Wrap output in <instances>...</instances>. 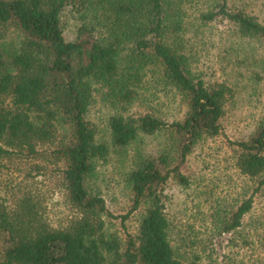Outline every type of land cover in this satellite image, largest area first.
I'll use <instances>...</instances> for the list:
<instances>
[{
  "label": "trees",
  "instance_id": "trees-1",
  "mask_svg": "<svg viewBox=\"0 0 264 264\" xmlns=\"http://www.w3.org/2000/svg\"><path fill=\"white\" fill-rule=\"evenodd\" d=\"M189 6L200 24L225 19L264 42V21L230 0H0V165L29 163L31 178L49 168L72 214L51 222L42 196L20 183L0 200V264H196L171 242L165 189L171 179L187 184L197 144L222 133L232 88L192 71L182 46ZM68 15L77 23L72 40ZM9 28L19 32L17 44L6 39ZM152 79L177 93L182 113L168 120L149 109L130 112ZM97 90L116 107L112 146L125 151L141 137L161 139L157 151L134 153L126 176L129 213L142 212L134 233L108 226L112 213L94 186L111 152L88 117ZM230 143L239 169L264 189V117L249 137ZM252 203L250 196L232 208L223 231L238 228Z\"/></svg>",
  "mask_w": 264,
  "mask_h": 264
},
{
  "label": "rangeland",
  "instance_id": "rangeland-1",
  "mask_svg": "<svg viewBox=\"0 0 264 264\" xmlns=\"http://www.w3.org/2000/svg\"><path fill=\"white\" fill-rule=\"evenodd\" d=\"M230 5L264 21V0H230ZM197 10L188 7L190 23L182 40L192 71L210 83L228 84L232 94L222 119V133L203 138L188 158L189 182L181 184L171 179L166 186L170 239L178 256L188 263L264 264V189L257 190L256 180L239 169L230 143L249 137L264 117V42L239 35L235 25L225 19L200 24L195 19ZM76 28L75 19L68 15L67 39L75 38ZM19 38L15 28L8 29L9 42L17 44ZM145 109L169 120L182 113L185 105L170 86L157 85L152 79L130 112ZM115 111L104 91H95L88 117L97 125L100 139L110 143L111 152L107 161L100 163L94 186L112 213L107 216L108 226L122 234L126 230L134 233L142 212L129 213L131 193L126 176L134 153L157 151L161 139L144 136L125 151L115 148L109 127V118ZM29 170L31 165L18 159L0 165V200L11 198L18 185L28 181V188L44 199L51 222L66 221L72 214L50 180V169L33 171L32 178L27 177ZM250 196L252 207L241 225L233 231H223L222 222L229 211Z\"/></svg>",
  "mask_w": 264,
  "mask_h": 264
}]
</instances>
